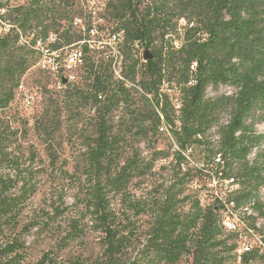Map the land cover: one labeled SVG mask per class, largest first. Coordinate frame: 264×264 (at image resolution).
<instances>
[{"label":"trees","instance_id":"obj_1","mask_svg":"<svg viewBox=\"0 0 264 264\" xmlns=\"http://www.w3.org/2000/svg\"><path fill=\"white\" fill-rule=\"evenodd\" d=\"M95 13L89 0H0V167L19 168L12 152L4 150L17 133L13 124L18 114L10 112L6 120L2 115L14 102L23 77L37 64L38 54L32 49L36 41L56 36L65 45H74L95 28L106 35L122 32L124 80L115 78L112 62L102 57L103 50H88L81 69L90 82L85 90L69 88L60 107L72 114L80 107L95 109L93 116L74 122L91 131L82 132L79 138L86 147L79 173L87 184L81 187L82 178L74 181L79 182L76 199L84 205L86 225L103 236L97 264H142L132 257L133 243L113 207L116 197L138 211L137 215L153 218L144 250L157 257L153 264H177L182 257H189V264L236 261V236L225 232L220 207L214 203L204 206L199 191L189 189L195 179L196 184L203 180L202 172L193 173L186 165V172L180 168L174 182L155 190L154 197L142 204L132 200V181L153 173L157 161L143 158L132 141L149 143L167 128L179 149L175 152L179 165L186 162L182 154H191L196 148L205 149L206 164L222 154L227 175L239 178L243 187L239 201H233L234 210L244 206L242 202L260 198L264 133L257 131V125L264 122V0H108L104 15ZM79 19L85 20L84 33L78 28ZM101 19L107 24H95ZM181 20L187 21L182 32ZM21 36H33L31 46L22 45ZM98 42H103L101 36ZM141 48L153 57H139ZM165 85L179 92L178 114L175 99L164 92ZM221 86L230 87L233 93L208 95L210 89L217 92ZM53 106L36 123L50 147V160L55 159L51 147L57 134L64 125L69 127L61 113L56 114L60 108L53 110ZM120 110L131 112L122 129L128 134L137 129L140 137L121 136L115 130V113ZM224 113L228 118L221 124ZM216 127L217 150L211 142ZM255 150V157L248 161ZM30 178L26 174L17 181L12 174H0V231L35 191ZM253 209L262 213L261 202H255ZM73 228L79 238L83 231L79 226ZM18 247L14 241L0 246V261L17 253ZM258 257V252L246 254L240 264H256ZM41 264L58 263L44 256Z\"/></svg>","mask_w":264,"mask_h":264},{"label":"rangeland","instance_id":"obj_2","mask_svg":"<svg viewBox=\"0 0 264 264\" xmlns=\"http://www.w3.org/2000/svg\"><path fill=\"white\" fill-rule=\"evenodd\" d=\"M18 1L24 3L27 0ZM107 1L89 0V5L96 13L104 15ZM78 22V28L84 33L85 20L81 19ZM99 23L107 24L104 20L103 22L99 21ZM186 25L187 21H180L179 28L181 32ZM93 35V33L90 35L92 40L94 39ZM84 38L88 39L89 35L85 34ZM179 43L180 41H177L175 45L178 46ZM75 45H80V43ZM96 45L98 46L96 43L93 44V48L91 47L93 53L96 52ZM138 50L137 55L143 57L146 49L141 48ZM84 70L76 69L74 71L75 81L66 87L59 88L57 81L44 74L37 66L32 67L23 77L10 109L2 115L3 120H6L10 112L18 114V121L13 124V128L18 134L16 133L12 140L6 142L4 150L7 153L12 152L13 157L17 159L19 168L14 171L11 167L2 166L0 167V174H12L14 180L17 181L24 175L29 174L31 176L30 184L36 186V188L22 206L21 211L3 223L5 226L0 231V246L14 241L19 245V249L9 259L0 261V264H41L44 256L53 258L54 262L58 264H97L99 256L102 254L103 236L99 232H95L93 227L86 225L87 218L84 216V205L76 199L80 191L75 186L79 182L74 181L82 178L81 187L87 184L85 177L80 176L79 173V169L84 164L82 155L86 152L84 141L79 138L82 132H91L88 129L82 130L81 124L77 127L74 126V122L78 118L93 116L95 109L91 106L80 107L72 114L65 107L60 108L63 105L65 92L69 88L79 87L85 90L87 84H89L90 80L88 81V78H86ZM164 92L169 93L175 99L173 103L175 104V113L178 114L180 104L176 101L179 98V92L168 90V85L164 86ZM232 93L233 90L230 87L221 86L217 92L210 89L208 95L211 97L216 94L231 95ZM53 104L54 106L51 109L58 106L60 110L56 114L60 115L61 113V118L68 123L69 127L66 128V125H64V128L57 134L53 147H51L55 159L50 160L48 155V148L50 147L46 146L43 141L36 123L47 108ZM130 117L131 112L128 110H120L115 113V122L118 123L115 130L121 136L126 135L135 139L140 137V131L134 129L128 134L121 126L124 119ZM133 118L136 122L137 117L134 116ZM227 118L228 113H224L221 124H224ZM257 131L264 133V122L258 123ZM6 135H10L9 131H6ZM218 140L219 127H216L211 131V142L214 144L215 150L218 149ZM136 141L133 140L132 144L140 150L139 153L142 154L143 158H146L147 161L153 158L157 160L153 173H149L145 177H138L131 183L129 192L132 200L137 203L142 204L146 198L154 197L155 190L165 189L171 185L175 180L176 172L180 168L182 172H186L187 169L183 167L188 165L193 173H201L200 167L208 161L204 153L205 149L196 148L191 154H182L187 163L179 165L175 153L179 149L172 135L167 131H164L162 136L149 143L137 144ZM155 151H162V153L153 156L152 154ZM194 182L195 184L190 186V190H196L208 184L205 177L198 184H196L198 179H195ZM202 202L204 206L208 205V201L202 199ZM113 207L116 209L117 216L126 227V233L133 243V259L140 260L142 264H153V260H157V257L153 253L151 255L144 253L147 235L153 223L151 215H137L138 211L130 210L121 197L114 199ZM188 208L189 205L184 210L186 211ZM258 223L264 224V217H261ZM73 225L79 226L83 231L79 238L74 236ZM234 242H237L236 238ZM190 260L189 257H182L177 264H189ZM228 264H240V261L237 259ZM256 264L261 263L256 262Z\"/></svg>","mask_w":264,"mask_h":264},{"label":"built area","instance_id":"obj_3","mask_svg":"<svg viewBox=\"0 0 264 264\" xmlns=\"http://www.w3.org/2000/svg\"><path fill=\"white\" fill-rule=\"evenodd\" d=\"M99 21L103 22V19L97 20L96 24H101ZM91 33L94 34L93 40L90 39ZM99 36L103 38V42H98ZM123 36L122 32L106 35L95 28L90 32L89 38H83L79 42L80 45L77 46L75 44L65 45L54 36H50L45 41L38 39L32 47L38 54L36 66L40 71L57 81L59 88L66 87V85L75 81L74 71L85 66L86 48L92 50L93 44L97 43L98 46L94 47L95 50H103L102 57L106 61L112 62L115 78L124 80L122 75L123 56L121 52ZM32 38L33 36L29 38L21 36V44L31 46ZM57 42L59 45L54 47L53 44ZM131 86V84L128 85L129 88ZM99 99L103 100V96L100 95ZM162 131L168 132L167 128H163ZM247 160L249 161V156H247ZM225 166L224 158L219 153L208 164H203L200 167V171L207 178L208 184L205 185L206 187L202 186L197 190L200 192L201 198L204 201H208V205L214 203L220 207V216L228 218L229 230H225V232L236 236L237 242L234 254L237 259L241 261L244 255L258 252L257 262L264 264V224H258V217H264V186H261L260 198H252L251 201L242 202L244 212L233 211V201H239L238 197L243 187L239 178L234 175H227ZM211 200L212 202H210ZM251 202H261L262 215H255L252 212Z\"/></svg>","mask_w":264,"mask_h":264},{"label":"bare ground","instance_id":"obj_4","mask_svg":"<svg viewBox=\"0 0 264 264\" xmlns=\"http://www.w3.org/2000/svg\"><path fill=\"white\" fill-rule=\"evenodd\" d=\"M256 153H257V150H255L254 151V153L253 154H251L250 156H249V159H253L254 157H255V155H256ZM260 194H261V190H260ZM261 197V196H260ZM255 205V202H252L251 203V209H252V212L253 213H255V215H262V213L260 212V211H257V210H254L253 209V206ZM236 206V204L233 202V211H237V212H244V206H242V207H240L238 210H234V207ZM222 224H223V226H224V228L226 229V230H229V222H228V218L227 217H225V216H222ZM261 217H258V221H259V219H260ZM262 220V219H261ZM259 224V223H258Z\"/></svg>","mask_w":264,"mask_h":264},{"label":"water","instance_id":"obj_5","mask_svg":"<svg viewBox=\"0 0 264 264\" xmlns=\"http://www.w3.org/2000/svg\"><path fill=\"white\" fill-rule=\"evenodd\" d=\"M86 51H88V49L86 48ZM153 57V55H152V53L149 51V50H147V51H145V53H144V55H143V58L145 59V60H149V59H151ZM66 82V81H65Z\"/></svg>","mask_w":264,"mask_h":264}]
</instances>
